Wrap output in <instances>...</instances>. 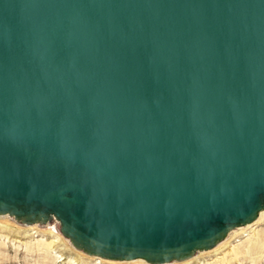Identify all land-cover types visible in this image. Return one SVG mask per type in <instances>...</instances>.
<instances>
[{
	"label": "water",
	"instance_id": "1",
	"mask_svg": "<svg viewBox=\"0 0 264 264\" xmlns=\"http://www.w3.org/2000/svg\"><path fill=\"white\" fill-rule=\"evenodd\" d=\"M264 211V0H0V219L175 264Z\"/></svg>",
	"mask_w": 264,
	"mask_h": 264
},
{
	"label": "rangeland",
	"instance_id": "2",
	"mask_svg": "<svg viewBox=\"0 0 264 264\" xmlns=\"http://www.w3.org/2000/svg\"><path fill=\"white\" fill-rule=\"evenodd\" d=\"M227 239L211 251L175 264H264L262 215ZM95 258L74 250L60 233L0 219V264H148L138 260L114 263Z\"/></svg>",
	"mask_w": 264,
	"mask_h": 264
},
{
	"label": "bare ground",
	"instance_id": "3",
	"mask_svg": "<svg viewBox=\"0 0 264 264\" xmlns=\"http://www.w3.org/2000/svg\"><path fill=\"white\" fill-rule=\"evenodd\" d=\"M261 215H262V218L264 217V211L263 212H261ZM261 217V216H260ZM260 219V218H259ZM259 219H257V220H259ZM35 227V226H34ZM246 228V227H245ZM244 228V229H245ZM228 238H230V236L228 237ZM228 240V239H227ZM226 240V241H227ZM225 241V242H226ZM224 242V243H225ZM223 243H221L219 246H221ZM95 259H97V260H103V259H101V258H99V257H96ZM75 260V259H74ZM76 261V260H75ZM103 261H108V260H103ZM138 261H142V260H138ZM108 262H114V263H126V262H115V261H108ZM135 262H137V261H135ZM142 262H144V261H142ZM188 262V261H187Z\"/></svg>",
	"mask_w": 264,
	"mask_h": 264
}]
</instances>
